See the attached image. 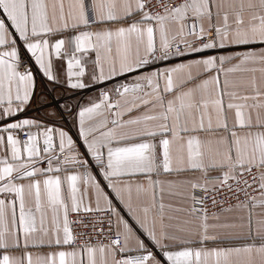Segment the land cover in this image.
<instances>
[{
  "label": "snow or ice",
  "instance_id": "snow-or-ice-1",
  "mask_svg": "<svg viewBox=\"0 0 264 264\" xmlns=\"http://www.w3.org/2000/svg\"><path fill=\"white\" fill-rule=\"evenodd\" d=\"M261 109L264 0H0V264H264Z\"/></svg>",
  "mask_w": 264,
  "mask_h": 264
},
{
  "label": "crops",
  "instance_id": "crops-1",
  "mask_svg": "<svg viewBox=\"0 0 264 264\" xmlns=\"http://www.w3.org/2000/svg\"><path fill=\"white\" fill-rule=\"evenodd\" d=\"M14 32V30H12ZM14 38L18 39V35H16L14 33ZM30 55V54H29ZM95 58V53H91L90 54V59H94ZM61 62L57 61V65L60 71V75L63 77L66 74V68H67V62L66 59L62 62V67H60ZM256 78H257V83L259 84L261 81V76L260 73L257 72L256 73ZM118 79H122V78H118ZM234 79H236L237 83H240V81L242 79V77H235ZM109 85L112 82H108ZM96 87H99V90L96 91H92V92H88V93H80L82 90H72L70 88H67L66 86H60L56 88L55 92H52V85L49 84V82H47L46 80H42L41 75L37 74L36 76V89H35V93H34V100H33V108L35 109H40V111L38 113H34V114H38L39 116L43 117L45 115V113H50L53 111V109L48 108L47 105L48 103H50L51 101V96H55L57 98V100L61 103V106L63 107L64 105H67L70 109L71 108H75L77 105H85L87 104V102L93 98H95L100 91L103 90V86H97V85H93ZM51 93V95L49 94ZM245 94H252L251 90L248 89L247 92L245 90V87H241L238 95H245ZM249 103H252V101H249ZM261 112L264 113V109H261ZM67 122L68 125L71 126V131H70V135H73V138H76V133H77V127L73 125V117L72 116H67ZM67 130V128L65 129ZM83 150V149H82ZM160 179L162 181H168V180H173L176 179V177L174 176H167V175H162L160 177ZM169 202H175L174 200L169 199V197L167 196V194H165V203H169ZM261 210L259 208L256 209V213L258 214ZM235 213H225L224 216L228 217L229 219L232 218L233 216H235ZM258 218V217H256ZM216 245L213 244H209L208 247H215ZM40 251L42 252H46L48 251L47 249H41ZM245 258H241V262L244 260ZM256 264H260L259 262V258H256Z\"/></svg>",
  "mask_w": 264,
  "mask_h": 264
},
{
  "label": "built area",
  "instance_id": "built-area-1",
  "mask_svg": "<svg viewBox=\"0 0 264 264\" xmlns=\"http://www.w3.org/2000/svg\"><path fill=\"white\" fill-rule=\"evenodd\" d=\"M96 90H99V87H96V86H92L90 88H86V89H83L80 93H88V92H92V91H96ZM207 202H208V208L210 211H215V212H220L221 208H227L229 206L230 203H234L235 201L234 200H231V201H225V197L223 195L221 196H216V199L217 200H220V201H225L223 204H218L216 207H213L212 205V199H213V196L211 193L205 195L204 197ZM102 214H97V233H99V229L100 228H104L105 230H107L108 228V225H107V222L105 221L103 224H100L98 222V218L101 216ZM85 231V232H90L91 231V228H88V229H77V231ZM99 238V237H98Z\"/></svg>",
  "mask_w": 264,
  "mask_h": 264
}]
</instances>
